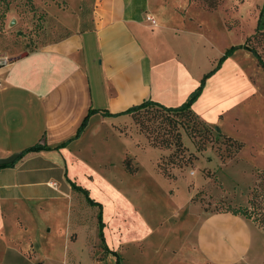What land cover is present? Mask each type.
Returning a JSON list of instances; mask_svg holds the SVG:
<instances>
[{"label": "crops", "instance_id": "crops-1", "mask_svg": "<svg viewBox=\"0 0 264 264\" xmlns=\"http://www.w3.org/2000/svg\"><path fill=\"white\" fill-rule=\"evenodd\" d=\"M205 11L220 15L187 0H96L87 18L76 11L70 22L59 19L68 36L0 64V158L24 152L0 165V264H76L71 245L79 229L90 226L94 215L99 226L96 207L72 189L70 180L98 200L93 186L111 184L112 176L95 168L113 165L108 152H117L122 163L128 148L121 138L102 141L98 125L124 120L126 109L146 99L167 106L187 99L228 47L217 44L214 31L232 32L221 15L220 25L207 26L199 17ZM248 52L240 56L252 55ZM238 53L206 77L192 104L213 125L242 111L243 100L255 89ZM91 108L96 110L76 136ZM36 144L39 149L24 151ZM209 216L217 222L207 220L194 237L195 231L185 236L192 264H210L213 252L221 250L233 259L227 264H264L249 254L253 231L264 238L263 229L230 211ZM232 217L248 224L251 236L228 226ZM105 256V249L94 255Z\"/></svg>", "mask_w": 264, "mask_h": 264}, {"label": "rangeland", "instance_id": "rangeland-1", "mask_svg": "<svg viewBox=\"0 0 264 264\" xmlns=\"http://www.w3.org/2000/svg\"><path fill=\"white\" fill-rule=\"evenodd\" d=\"M95 1L33 0L32 8L26 0H12L5 22H0V55L11 59L27 49L64 38L69 29L59 19L70 22L76 11L87 18ZM189 4L201 7L193 0ZM210 11L220 14L223 24L232 29L231 33L218 29L212 35L220 47L228 44L226 50L241 45L255 32L258 23L264 26V0H220L218 7ZM220 15L205 11L199 17L207 26L216 28L220 25ZM256 46L264 57V35ZM236 51L255 89L243 100L242 111L228 114L223 125L215 124L211 135L207 136L195 119L153 108L128 114L122 121L98 125L97 129L104 130L102 141L121 138L128 148L122 163L118 162L117 152H108L113 165L107 164V169L95 168L97 174L110 172L112 176L111 184L102 182L92 190L102 204L103 235L97 230L94 215L90 226L81 227L71 245L77 255L76 264H192L185 236L195 231L194 237L207 220L210 224L217 222L215 217H207V213L248 205L258 173L264 169V70L252 55L240 56V52H248L244 48L238 47L233 52ZM176 122L186 152L174 153V144L169 148L152 145V139H171L177 130ZM186 125L193 128L195 136L186 131ZM216 130L236 141L218 135ZM196 141L203 148H198ZM127 156L137 165L136 172L125 170ZM169 156L177 162H187L172 168ZM159 162L175 178L165 177L157 167ZM94 209L96 214L97 207ZM243 217L263 229L252 219ZM227 225L246 238L251 236L252 232L248 233L246 228L248 224L238 218H230ZM257 232L253 231L249 254L260 262L264 260V238ZM210 237V242L217 244V237ZM105 244L118 251V257L110 250L104 258L94 257L104 251ZM214 250L217 252V248ZM211 257L210 264L233 261L230 253L223 250L219 254L213 252Z\"/></svg>", "mask_w": 264, "mask_h": 264}, {"label": "trees", "instance_id": "trees-1", "mask_svg": "<svg viewBox=\"0 0 264 264\" xmlns=\"http://www.w3.org/2000/svg\"><path fill=\"white\" fill-rule=\"evenodd\" d=\"M26 1L28 3H31L32 8L34 7L33 0H26ZM193 1H196L201 7L208 9V10L216 9L220 3V0H193ZM190 2H191V0H188V3H190ZM11 3H12V0H0V22H2V23L5 22L8 11L10 10V7H11ZM86 26H87L86 22H82V27L85 28ZM69 34H70V31L68 30V32L66 33V35L64 37L68 36ZM263 35H264V26H261V24L258 23V26L255 29V32L251 35H248L246 37L245 41L241 45L232 46L231 48H229L228 50L225 51V53L218 59V62L215 65V67L209 73L205 74V76L202 78L200 84L189 94L187 99L184 102H182L180 105L167 106V105L162 104L158 101H155L152 99H146V100H144L138 104L132 105L131 107L126 109L123 113L133 114V113L139 112L142 109L153 108V109L163 111V112L173 114V115H181L182 114V115L188 116V118L195 119L196 123L203 126V128L205 129L204 131L206 132L207 136L211 135V132L213 131V128H215V126L211 123H208L204 119H202L192 109L193 102L201 94L203 87L205 85L206 77L209 76L210 74H212L221 65L223 60L227 56H229L231 53H233V51L238 47H242L245 50L251 52L252 55L256 58L257 63L264 70V57L256 46V43H259L263 40ZM27 50H33V49H27ZM94 110H96V109L91 108L90 111L88 112V114L84 117L80 126L78 127L76 136L80 135L81 132L84 130L85 126L88 123L89 115ZM104 114L105 115H112V113L107 112V111L104 112ZM178 124H179V122H176L175 128L177 130L175 132H173L171 139H168V138H163L161 140H157V139L153 140L152 139L151 140L152 145L162 147V148L163 147L169 148L172 144H174V146H175L174 153L180 154V153L186 152L187 148L184 146V144L182 142L181 132L179 131ZM186 131H188L193 136L196 135V132L193 131V128L190 127V125H188V126L186 125ZM216 132L218 135H222L225 138H227L228 140H231L232 142L236 141L232 136H226L220 130H216ZM197 144H198V148H203V144H200L199 141L197 142ZM39 147H40V145L36 144V145H33V146L26 148L24 151H28V150H32V149H39ZM23 153L24 152L19 153L18 156L22 155ZM189 159H188V162H191V160H189ZM168 160L172 164L171 165L172 168L183 166V164L184 163L186 164V162H187V161H183V160L177 162V161H175L173 156H169ZM4 165H6V164H4ZM124 166H125V169L131 173L136 172L137 168H138L136 164L132 163L131 157H129V156H127L124 159ZM157 167H158L159 171L165 177L175 178V174L171 170L169 171L166 168H164L163 165L160 164V162L157 164ZM70 183H71L72 189L74 191H76L79 195L82 194L81 198H84L86 203L89 206L97 207L96 217L98 220L100 235H103L102 226L104 225V221L102 219V204H101V202L96 200L95 198H93L90 195L89 190L86 187L76 183L73 180H70ZM224 211H230L234 214H240L242 216L250 218L253 221H255L256 223H258V225L263 227V229H264V169H262L258 173V181L251 190V194H250V197L248 199V205H239L236 207L231 206L230 208H228L227 210H224ZM73 235H75V233H73L72 236ZM107 250H110L113 253H116V255L118 257L117 251L111 250L107 245H105V251H107Z\"/></svg>", "mask_w": 264, "mask_h": 264}, {"label": "built area", "instance_id": "built-area-1", "mask_svg": "<svg viewBox=\"0 0 264 264\" xmlns=\"http://www.w3.org/2000/svg\"><path fill=\"white\" fill-rule=\"evenodd\" d=\"M146 19L150 21L152 24H156V20L153 15L147 14ZM9 61H10V58H8V56L0 55V64H5V63H8Z\"/></svg>", "mask_w": 264, "mask_h": 264}, {"label": "water", "instance_id": "water-1", "mask_svg": "<svg viewBox=\"0 0 264 264\" xmlns=\"http://www.w3.org/2000/svg\"><path fill=\"white\" fill-rule=\"evenodd\" d=\"M26 53L27 52H23L20 54V56L24 55ZM17 157H18V153L12 154V155L4 157V158H0V165L9 164V163L13 162Z\"/></svg>", "mask_w": 264, "mask_h": 264}]
</instances>
